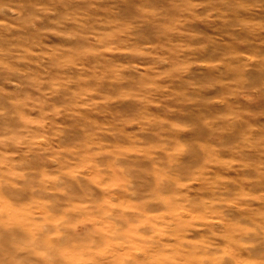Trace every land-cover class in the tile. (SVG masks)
<instances>
[{
    "label": "rangeland",
    "instance_id": "rangeland-1",
    "mask_svg": "<svg viewBox=\"0 0 264 264\" xmlns=\"http://www.w3.org/2000/svg\"><path fill=\"white\" fill-rule=\"evenodd\" d=\"M0 264H264V0H0Z\"/></svg>",
    "mask_w": 264,
    "mask_h": 264
}]
</instances>
